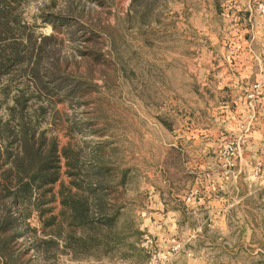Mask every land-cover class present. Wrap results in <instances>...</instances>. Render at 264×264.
Instances as JSON below:
<instances>
[{
  "label": "rangeland",
  "instance_id": "374dc122",
  "mask_svg": "<svg viewBox=\"0 0 264 264\" xmlns=\"http://www.w3.org/2000/svg\"><path fill=\"white\" fill-rule=\"evenodd\" d=\"M17 5L25 58L0 72V264H187L186 231L158 234L170 196L262 173L239 161L263 124L264 0Z\"/></svg>",
  "mask_w": 264,
  "mask_h": 264
},
{
  "label": "crops",
  "instance_id": "0c3cea01",
  "mask_svg": "<svg viewBox=\"0 0 264 264\" xmlns=\"http://www.w3.org/2000/svg\"><path fill=\"white\" fill-rule=\"evenodd\" d=\"M257 120L263 124L246 134L248 146L239 165L262 171L259 177L207 181L202 194L184 197V204H179L182 198L164 199L171 203L170 213L158 234L186 231L184 244L192 255L187 264H264V114ZM190 213L202 224L188 222Z\"/></svg>",
  "mask_w": 264,
  "mask_h": 264
},
{
  "label": "trees",
  "instance_id": "16d2710c",
  "mask_svg": "<svg viewBox=\"0 0 264 264\" xmlns=\"http://www.w3.org/2000/svg\"><path fill=\"white\" fill-rule=\"evenodd\" d=\"M19 1L21 0H0V72L5 71L11 65L18 63L25 58V54L22 53V42L12 40V37L15 35L14 29L16 25L21 24L19 15H15V10L18 7L17 3ZM48 38L49 37L45 36L43 41H46ZM29 42L32 48L27 52H29V57H31L30 54L35 52L33 48L36 45V42L32 39L29 40ZM39 48H43V46H39ZM38 63V60L37 62H33L32 70H37ZM34 75L35 77H38L36 72H34ZM31 133L34 134V130ZM31 133H29V131L25 132L22 157L26 156V158H29V160L32 162L36 157L41 158L42 154L39 147L36 146L33 140V134ZM45 164L46 163L41 162L36 166H31L35 167L32 168V175H42L47 168ZM16 165L19 168L25 167L22 161H20V163L17 162Z\"/></svg>",
  "mask_w": 264,
  "mask_h": 264
},
{
  "label": "built area",
  "instance_id": "2783aa9c",
  "mask_svg": "<svg viewBox=\"0 0 264 264\" xmlns=\"http://www.w3.org/2000/svg\"><path fill=\"white\" fill-rule=\"evenodd\" d=\"M257 87L258 88H261L262 90H264V85H257ZM168 258L166 257V256H164V257H156V256H154L151 260H150V262H149V264H166V262L168 261L167 260Z\"/></svg>",
  "mask_w": 264,
  "mask_h": 264
}]
</instances>
